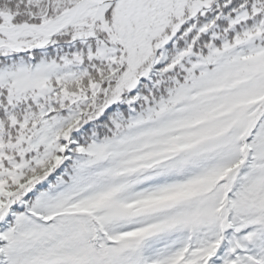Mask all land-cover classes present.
Masks as SVG:
<instances>
[{
	"label": "snow or ice",
	"instance_id": "1",
	"mask_svg": "<svg viewBox=\"0 0 264 264\" xmlns=\"http://www.w3.org/2000/svg\"><path fill=\"white\" fill-rule=\"evenodd\" d=\"M0 264H264V0H0Z\"/></svg>",
	"mask_w": 264,
	"mask_h": 264
}]
</instances>
